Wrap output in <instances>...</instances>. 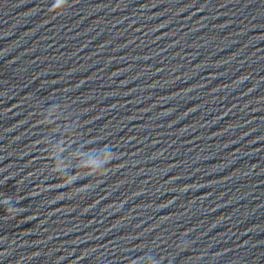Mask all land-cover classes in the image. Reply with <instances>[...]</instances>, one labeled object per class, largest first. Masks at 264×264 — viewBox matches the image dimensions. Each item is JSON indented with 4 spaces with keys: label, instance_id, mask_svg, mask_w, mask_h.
<instances>
[{
    "label": "clouds",
    "instance_id": "1",
    "mask_svg": "<svg viewBox=\"0 0 264 264\" xmlns=\"http://www.w3.org/2000/svg\"><path fill=\"white\" fill-rule=\"evenodd\" d=\"M62 4H63V0H59V2H58V4H57V7H58V8L61 7ZM100 177H103V176H100Z\"/></svg>",
    "mask_w": 264,
    "mask_h": 264
}]
</instances>
